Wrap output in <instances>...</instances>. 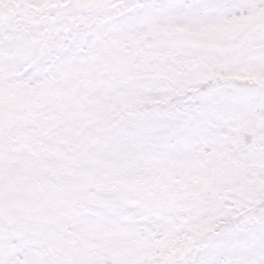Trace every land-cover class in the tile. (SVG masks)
I'll return each mask as SVG.
<instances>
[{
  "label": "snow or ice",
  "instance_id": "6c2138e0",
  "mask_svg": "<svg viewBox=\"0 0 264 264\" xmlns=\"http://www.w3.org/2000/svg\"><path fill=\"white\" fill-rule=\"evenodd\" d=\"M0 264H264V0H0Z\"/></svg>",
  "mask_w": 264,
  "mask_h": 264
}]
</instances>
